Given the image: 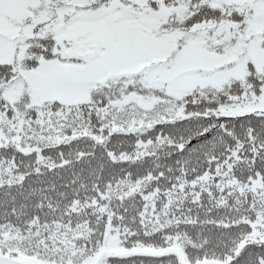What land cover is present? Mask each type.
Masks as SVG:
<instances>
[{"label": "snow or ice", "instance_id": "6c2138e0", "mask_svg": "<svg viewBox=\"0 0 264 264\" xmlns=\"http://www.w3.org/2000/svg\"><path fill=\"white\" fill-rule=\"evenodd\" d=\"M0 264H264V0H0Z\"/></svg>", "mask_w": 264, "mask_h": 264}]
</instances>
